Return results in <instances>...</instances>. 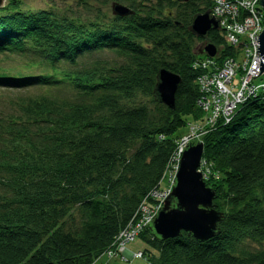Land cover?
Masks as SVG:
<instances>
[{
    "label": "trees",
    "instance_id": "16d2710c",
    "mask_svg": "<svg viewBox=\"0 0 264 264\" xmlns=\"http://www.w3.org/2000/svg\"><path fill=\"white\" fill-rule=\"evenodd\" d=\"M85 2L86 0H79ZM132 14L80 22L20 0L0 8V55H32L46 71H0V86H59L18 102L0 116V264H93L134 217L152 203L195 106L201 73L193 62L202 41L188 27L211 0H119ZM118 2V1H116ZM120 3V2H119ZM207 38L217 61L234 57L218 30ZM114 61L79 59L98 51ZM160 68L180 77L169 108L153 97ZM201 161L223 216L203 242L184 232L162 241L140 236L156 253L149 264H264V99L244 102L203 135Z\"/></svg>",
    "mask_w": 264,
    "mask_h": 264
},
{
    "label": "built area",
    "instance_id": "2783aa9c",
    "mask_svg": "<svg viewBox=\"0 0 264 264\" xmlns=\"http://www.w3.org/2000/svg\"><path fill=\"white\" fill-rule=\"evenodd\" d=\"M257 2L258 0H211L209 13L218 20L219 32L224 42L236 49V55L225 57L221 61L202 56L193 62L192 67L201 70L195 80L199 93L195 106L204 115L202 122L197 123L201 129L211 128L217 121L227 123L248 99H264V79L256 81L264 75L258 74V42L255 40L264 26V7ZM236 74H239L238 83L233 81ZM252 76L255 77L251 78ZM188 143L190 142L186 137L177 142V150L167 167V170L171 168L168 188L160 190L159 186L150 193L153 202L141 203L133 219L118 232L111 246L105 251L106 256L118 257L124 261L127 258L147 259L143 251L131 252L126 246L140 236L162 206L171 190L182 148ZM201 168L200 164L199 170L202 173Z\"/></svg>",
    "mask_w": 264,
    "mask_h": 264
},
{
    "label": "water",
    "instance_id": "95a60500",
    "mask_svg": "<svg viewBox=\"0 0 264 264\" xmlns=\"http://www.w3.org/2000/svg\"><path fill=\"white\" fill-rule=\"evenodd\" d=\"M5 0H0V8ZM186 2L188 0H178ZM264 7V0H258ZM114 16H126L133 11L114 1L111 4ZM188 30L202 41L195 47V52L211 59H216L219 49L207 38L211 30L220 31L219 22L209 11L197 13L192 17ZM258 42L256 52L259 54V73H264V26L260 34L255 37ZM257 74V75H258ZM255 76H252L253 78ZM180 83L179 75L167 69L160 68L156 74L153 87V97L159 103L169 108L174 107V94ZM203 151L201 141L186 144L181 151L178 168L172 180L171 190L162 202V206L155 213L148 229L158 241L179 237L182 232L191 235L199 242L216 236L220 230L217 223L223 214L215 209L214 190L206 185L199 170Z\"/></svg>",
    "mask_w": 264,
    "mask_h": 264
},
{
    "label": "rangeland",
    "instance_id": "374dc122",
    "mask_svg": "<svg viewBox=\"0 0 264 264\" xmlns=\"http://www.w3.org/2000/svg\"><path fill=\"white\" fill-rule=\"evenodd\" d=\"M21 8L28 11H36L39 9H47L53 11L59 15H65L68 18L74 19L80 22H110L114 15L111 13V4L114 1H118L125 6H129V3L122 2L119 0H86L85 2H80L79 0H20ZM135 2L137 0H134ZM7 0L4 1V4ZM105 59L109 62L114 61L111 53L107 51H98L91 54H87L81 59H79V66L88 65L95 59ZM0 71H6L11 74L21 73V74H35L46 71L44 66L40 65L38 58L28 54H7L0 55ZM239 74L234 76L233 81L238 83ZM264 79V75H261L256 79L260 81ZM43 93L50 94L59 98H72L74 92L71 91L65 85L59 86H28L22 88L0 86V116L13 114L16 111V105L18 102L25 100L28 97H36ZM204 116V115H203ZM189 123L179 131L177 137L178 141H182L184 137L189 139L190 144H195L198 141L203 143V135L206 131L211 128L201 129L197 126L195 120H188ZM202 122V121H201ZM200 125V124H199ZM202 171L205 172V177L212 178L216 181L218 176L212 173L207 166L202 164ZM171 168L165 172V176L160 182V190L167 189L169 186V174ZM127 249L131 252L150 250L156 253L148 243L142 238V236L136 237L134 240L127 244ZM124 261L118 257H108L106 254L99 256L93 264H149L144 258H127Z\"/></svg>",
    "mask_w": 264,
    "mask_h": 264
}]
</instances>
